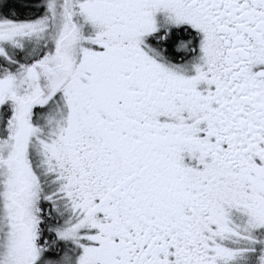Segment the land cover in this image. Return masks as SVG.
Segmentation results:
<instances>
[{
	"label": "snow or ice",
	"instance_id": "1",
	"mask_svg": "<svg viewBox=\"0 0 264 264\" xmlns=\"http://www.w3.org/2000/svg\"><path fill=\"white\" fill-rule=\"evenodd\" d=\"M0 264H264V0H0Z\"/></svg>",
	"mask_w": 264,
	"mask_h": 264
}]
</instances>
